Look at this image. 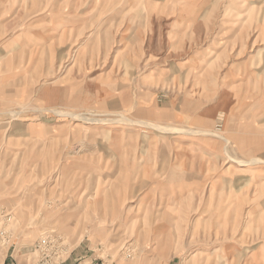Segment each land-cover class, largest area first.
Wrapping results in <instances>:
<instances>
[{"label": "rangeland", "instance_id": "rangeland-1", "mask_svg": "<svg viewBox=\"0 0 264 264\" xmlns=\"http://www.w3.org/2000/svg\"><path fill=\"white\" fill-rule=\"evenodd\" d=\"M0 264H264V0H0Z\"/></svg>", "mask_w": 264, "mask_h": 264}, {"label": "bare ground", "instance_id": "bare-ground-1", "mask_svg": "<svg viewBox=\"0 0 264 264\" xmlns=\"http://www.w3.org/2000/svg\"><path fill=\"white\" fill-rule=\"evenodd\" d=\"M143 122V121H142ZM143 125V124H142ZM163 127V126H162ZM165 129H166V126H165Z\"/></svg>", "mask_w": 264, "mask_h": 264}]
</instances>
